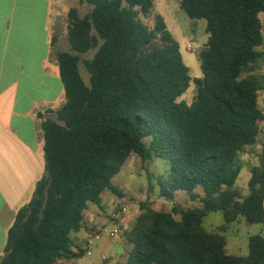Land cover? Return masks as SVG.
I'll return each instance as SVG.
<instances>
[{
	"label": "trees",
	"instance_id": "1",
	"mask_svg": "<svg viewBox=\"0 0 264 264\" xmlns=\"http://www.w3.org/2000/svg\"><path fill=\"white\" fill-rule=\"evenodd\" d=\"M81 3L91 11L84 17L77 8L69 11L73 52L57 54L65 102L57 120L41 125L45 171L16 214L0 264H61L86 256L87 239L81 248L74 238L93 207L105 210L107 192L125 200L120 177L133 157L144 170L153 159L164 160L160 196L174 202L183 195L196 206L167 211L139 202L125 232L123 264H264L262 234L249 238L246 256L226 250L230 226L242 219L264 224V144L249 168L248 194L237 185L241 155L256 144L264 122V86L252 74L264 60V0H181L189 18L206 21L209 35L191 105L178 102L192 81L178 41L161 15L152 28L144 22L155 0ZM91 49H97L94 57L82 59ZM211 213L222 216L219 232L205 228Z\"/></svg>",
	"mask_w": 264,
	"mask_h": 264
},
{
	"label": "crops",
	"instance_id": "2",
	"mask_svg": "<svg viewBox=\"0 0 264 264\" xmlns=\"http://www.w3.org/2000/svg\"><path fill=\"white\" fill-rule=\"evenodd\" d=\"M79 3L0 0V261L16 214L31 200L45 171L41 125L48 118L57 120L56 112L65 102L57 54L73 52L68 40L69 11ZM95 208L74 238L78 247H85L91 231L112 223ZM111 241L103 245L102 264H123L126 254L122 259L109 258L120 257L127 246ZM226 250L229 253L228 243ZM90 255L61 264H101L87 260Z\"/></svg>",
	"mask_w": 264,
	"mask_h": 264
},
{
	"label": "rangeland",
	"instance_id": "3",
	"mask_svg": "<svg viewBox=\"0 0 264 264\" xmlns=\"http://www.w3.org/2000/svg\"><path fill=\"white\" fill-rule=\"evenodd\" d=\"M181 0H155L153 14L150 18L144 19V22L151 28L154 26L155 16L161 15L167 25L168 30L173 37L178 41L181 53L185 64L189 67L192 81L189 88L179 97L178 102H184L191 105L196 96V85L194 79L201 78L203 72L201 69L200 52L204 49L208 41V33L206 31V21L189 18L180 7ZM80 17H84L91 11V6L86 3H79L77 5ZM264 17V14H263ZM264 21V18H263ZM188 45L191 49L188 50ZM261 50L264 51V46ZM97 49H91L89 52L82 55V59H92ZM79 69L84 81L89 84L90 74L87 72L84 64H79ZM257 75L264 86V60L254 65L252 72ZM259 107L264 113V89L259 93ZM262 125V132L258 137L256 144L248 148L245 154L241 155L244 170L241 172L237 185L244 195L248 194V181L250 179L249 168L258 163V156L262 153L264 144V122ZM168 171L167 163L155 158L149 164L146 170L141 166L140 159L133 157L126 167L125 173L120 177V190L125 195V200L113 196L107 192L104 196L103 213L107 216L114 217L118 222H113L108 218L109 222L114 223L120 229V235L117 238L119 241L111 239L112 243H122L120 245L127 246L125 239V232L130 230L139 215V202H149L158 210L171 211L173 206H180L186 208L195 207L196 204L190 201L186 196H179L174 202H169L160 196L157 178L161 175H166ZM149 181L152 182L153 188L149 186ZM103 202V203H104ZM96 209L95 207H93ZM102 214V215H104ZM106 217V216H105ZM108 223L109 230L113 229L114 225ZM224 225V221L220 213H211L205 218V228L210 232H219ZM264 235V224H247L244 220H239L237 223L229 227L226 234L228 251L234 255H247L249 238L253 235ZM109 241L108 236H104L99 242L92 247V254L87 257V260L102 262V255L104 254L103 245ZM126 254L122 253L120 257L110 256L111 260L118 258L122 259Z\"/></svg>",
	"mask_w": 264,
	"mask_h": 264
},
{
	"label": "built area",
	"instance_id": "4",
	"mask_svg": "<svg viewBox=\"0 0 264 264\" xmlns=\"http://www.w3.org/2000/svg\"><path fill=\"white\" fill-rule=\"evenodd\" d=\"M191 49V46L188 45V50ZM120 235V229L117 225L113 229L109 230L106 227H103L98 230L91 231L87 238V254H91L92 247L99 242L104 236H108L111 239H117Z\"/></svg>",
	"mask_w": 264,
	"mask_h": 264
}]
</instances>
